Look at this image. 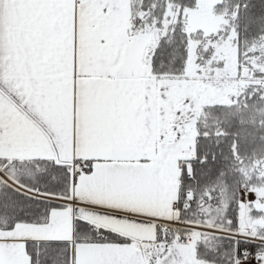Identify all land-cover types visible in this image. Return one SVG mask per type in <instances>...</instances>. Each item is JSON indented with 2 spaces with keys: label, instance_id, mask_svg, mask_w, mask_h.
I'll return each mask as SVG.
<instances>
[{
  "label": "snow or ice",
  "instance_id": "obj_1",
  "mask_svg": "<svg viewBox=\"0 0 264 264\" xmlns=\"http://www.w3.org/2000/svg\"><path fill=\"white\" fill-rule=\"evenodd\" d=\"M0 264H264V0H0Z\"/></svg>",
  "mask_w": 264,
  "mask_h": 264
}]
</instances>
